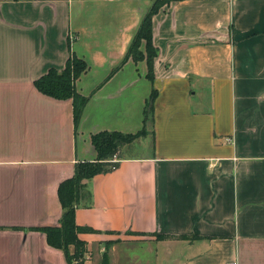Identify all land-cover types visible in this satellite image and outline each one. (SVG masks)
<instances>
[{
  "label": "crops",
  "instance_id": "0c3cea01",
  "mask_svg": "<svg viewBox=\"0 0 264 264\" xmlns=\"http://www.w3.org/2000/svg\"><path fill=\"white\" fill-rule=\"evenodd\" d=\"M153 2L0 0V264H68L32 228L60 224L59 185L96 159L93 134L144 128L154 88L146 133L86 181L85 264H264V0L172 1L153 18L155 79L132 59L108 78ZM69 46L89 66L78 128L73 100L35 85ZM142 139L149 153H124Z\"/></svg>",
  "mask_w": 264,
  "mask_h": 264
},
{
  "label": "trees",
  "instance_id": "16d2710c",
  "mask_svg": "<svg viewBox=\"0 0 264 264\" xmlns=\"http://www.w3.org/2000/svg\"><path fill=\"white\" fill-rule=\"evenodd\" d=\"M176 0H154L147 13L144 15L138 30L129 46L126 56L109 74L110 78L130 59L138 63L145 61L148 67L147 77L155 79L154 65L159 50L154 43L153 18L160 9ZM62 70L50 68L49 71L35 81L37 88L46 95L56 99H72L74 107V123L78 128L82 114L89 96H85L76 89V81L88 69V63L71 52ZM158 90L153 89L144 110V128L137 133H123L120 131H101L92 135V143L97 151V157L93 161H80L76 164L72 177L63 180L58 188V195L62 205L60 224L56 226L33 227L46 234L50 245L63 250L68 264H85V256L88 252L87 244L79 237L80 233L95 232L96 229L82 226L76 222V207L80 203L81 196L86 193V181L94 176L115 170L120 162V150L126 144L132 143L136 138L146 133L149 122L154 121V102ZM117 159V160H115ZM160 239L170 237L159 235ZM181 239L195 240L200 236H176ZM71 247L74 251L71 252ZM81 259V260H80ZM100 264H110L107 251L103 255Z\"/></svg>",
  "mask_w": 264,
  "mask_h": 264
},
{
  "label": "rangeland",
  "instance_id": "374dc122",
  "mask_svg": "<svg viewBox=\"0 0 264 264\" xmlns=\"http://www.w3.org/2000/svg\"><path fill=\"white\" fill-rule=\"evenodd\" d=\"M142 144L140 143H136L135 145H132L131 147H127L125 149H123L125 154H147L149 153V151L151 150V146L149 141H143V139L140 141ZM145 143V144H143ZM138 248V247H137ZM74 251V247H71V252ZM81 260V259H80ZM75 264H77L79 262V260H75L74 261Z\"/></svg>",
  "mask_w": 264,
  "mask_h": 264
},
{
  "label": "built area",
  "instance_id": "2783aa9c",
  "mask_svg": "<svg viewBox=\"0 0 264 264\" xmlns=\"http://www.w3.org/2000/svg\"><path fill=\"white\" fill-rule=\"evenodd\" d=\"M115 160H117V159H115ZM227 264H237V262L236 261H231V262H228Z\"/></svg>",
  "mask_w": 264,
  "mask_h": 264
}]
</instances>
